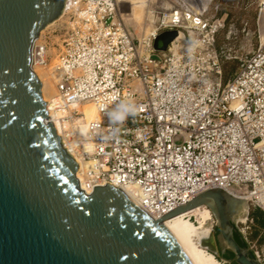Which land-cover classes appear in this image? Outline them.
I'll list each match as a JSON object with an SVG mask.
<instances>
[{
    "label": "built area",
    "instance_id": "obj_1",
    "mask_svg": "<svg viewBox=\"0 0 264 264\" xmlns=\"http://www.w3.org/2000/svg\"><path fill=\"white\" fill-rule=\"evenodd\" d=\"M116 2L66 0L70 30L60 52L49 60L38 41L32 51L54 79L59 108L97 109L84 134L66 130L87 163L81 188L91 193L94 183L109 182L155 218L214 187L264 211V39L224 80L222 61L231 55L217 45L220 21L175 8L137 37ZM259 5L262 11L264 0ZM168 29L182 36L159 62L154 39ZM125 99L138 106L137 115L110 124L107 113Z\"/></svg>",
    "mask_w": 264,
    "mask_h": 264
},
{
    "label": "water",
    "instance_id": "obj_2",
    "mask_svg": "<svg viewBox=\"0 0 264 264\" xmlns=\"http://www.w3.org/2000/svg\"><path fill=\"white\" fill-rule=\"evenodd\" d=\"M66 0H0V264H195L164 223L207 205L217 218L201 245L230 250L237 264H264L235 233L244 198L214 187L155 218L107 182L81 188L76 159L49 118L34 43ZM182 34L155 37L152 58ZM247 202V201H246ZM247 208H249L248 202Z\"/></svg>",
    "mask_w": 264,
    "mask_h": 264
},
{
    "label": "rangeland",
    "instance_id": "obj_3",
    "mask_svg": "<svg viewBox=\"0 0 264 264\" xmlns=\"http://www.w3.org/2000/svg\"><path fill=\"white\" fill-rule=\"evenodd\" d=\"M117 9L127 26L137 37L149 33L159 17L166 12L178 9H191L204 19L212 22L220 21L223 25L218 31L217 45L224 48L231 55L223 58V79H229L239 69L242 58L249 55L264 39L263 32L258 26V20L263 16L264 10H260V0H116ZM67 15L64 12L56 20L50 22L41 31L39 43H44L47 48L49 60H53L61 50L62 44L70 30ZM187 37H189L187 35ZM45 86L46 96L57 93V89L51 83L48 72L43 67L37 66ZM135 87L140 91L141 85L135 82ZM89 103H84L86 105ZM249 208L237 209L232 217L237 230L247 242L248 248L264 263V225L261 223V210L253 211ZM264 212V211H263ZM197 214L191 216L197 222ZM260 218V219H259ZM207 233L212 232L214 238L218 233L217 218L212 212V217L206 224ZM208 250L207 247H205ZM210 251V250H208ZM214 255L220 264L229 261L221 258L218 251Z\"/></svg>",
    "mask_w": 264,
    "mask_h": 264
},
{
    "label": "bare ground",
    "instance_id": "obj_4",
    "mask_svg": "<svg viewBox=\"0 0 264 264\" xmlns=\"http://www.w3.org/2000/svg\"><path fill=\"white\" fill-rule=\"evenodd\" d=\"M37 66L46 69L45 66L40 65L36 61L34 62L33 60V69L36 73ZM46 70L48 72L51 83L55 86L54 79L51 76L50 71H48V69ZM37 75L40 76L38 73ZM42 94L44 100L47 102L50 120L53 121L57 132L63 137L66 147L70 149L72 155L79 164L76 175L83 185V181L85 180L84 170L87 163L75 150L74 140L67 139L66 130L72 128L73 130H77L80 135L84 134L86 132L88 122L98 115L97 109L92 103L86 105H83L84 103H77L75 105H71L70 110H63L59 108L61 104V99L58 90L56 94H53L52 96H49L47 98L45 86L42 85ZM74 109L78 110L79 112H83L84 115H73V118H69L70 114ZM126 193L132 200L138 203L139 199L135 197L130 191L126 190ZM246 201L247 200L244 199L240 208L247 210ZM194 214L198 215L196 223L191 218V216ZM211 217L212 210L207 205H200L164 221V223L167 224V226L177 237V239L179 240L185 251L188 253V255L193 259L195 264H220L219 260L214 255V253L206 250V248L201 245V239L203 237L208 236L210 233H207L206 231V224Z\"/></svg>",
    "mask_w": 264,
    "mask_h": 264
},
{
    "label": "clouds",
    "instance_id": "obj_5",
    "mask_svg": "<svg viewBox=\"0 0 264 264\" xmlns=\"http://www.w3.org/2000/svg\"><path fill=\"white\" fill-rule=\"evenodd\" d=\"M138 113V106L130 99L121 100L107 113L110 124L119 125L129 117H135ZM118 129H113V132Z\"/></svg>",
    "mask_w": 264,
    "mask_h": 264
},
{
    "label": "trees",
    "instance_id": "obj_6",
    "mask_svg": "<svg viewBox=\"0 0 264 264\" xmlns=\"http://www.w3.org/2000/svg\"><path fill=\"white\" fill-rule=\"evenodd\" d=\"M251 210L256 211V210H261L260 208H254L251 207ZM260 219V218H259ZM261 223L264 225V212L261 210V219H260ZM235 237L237 239V241L241 244V245H246L247 246V242L245 241V239L243 238L242 234L237 230V232L235 233ZM221 258H224L225 260H229L231 259L232 262H229L227 264H237L234 260L235 255L233 252H231L230 250H227L226 254H222Z\"/></svg>",
    "mask_w": 264,
    "mask_h": 264
},
{
    "label": "crops",
    "instance_id": "obj_7",
    "mask_svg": "<svg viewBox=\"0 0 264 264\" xmlns=\"http://www.w3.org/2000/svg\"><path fill=\"white\" fill-rule=\"evenodd\" d=\"M262 22H263V16H261L258 20V26L261 30V32H263V35H264V26H262Z\"/></svg>",
    "mask_w": 264,
    "mask_h": 264
},
{
    "label": "flooded vegetation",
    "instance_id": "obj_8",
    "mask_svg": "<svg viewBox=\"0 0 264 264\" xmlns=\"http://www.w3.org/2000/svg\"><path fill=\"white\" fill-rule=\"evenodd\" d=\"M217 247H218V251H220V252H221L222 254H224V255L226 254L227 250H225V251H222V249H221V245H219V244H218V246H217ZM228 261H229V262H232V260H231V259H229Z\"/></svg>",
    "mask_w": 264,
    "mask_h": 264
}]
</instances>
